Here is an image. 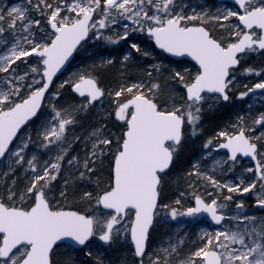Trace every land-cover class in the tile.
Instances as JSON below:
<instances>
[{"label":"snow or ice","instance_id":"6c2138e0","mask_svg":"<svg viewBox=\"0 0 264 264\" xmlns=\"http://www.w3.org/2000/svg\"><path fill=\"white\" fill-rule=\"evenodd\" d=\"M257 91L264 0L0 3V264H264Z\"/></svg>","mask_w":264,"mask_h":264},{"label":"rangeland","instance_id":"374dc122","mask_svg":"<svg viewBox=\"0 0 264 264\" xmlns=\"http://www.w3.org/2000/svg\"><path fill=\"white\" fill-rule=\"evenodd\" d=\"M14 2H19V0H0V3H4V4H11V3H14ZM216 4H220V3H216ZM119 47H125L126 48L127 45H124V44H122L121 46L104 45V46L101 47V51H103V53L106 55L108 51H112L114 48H115V51H119ZM82 57H83V54H82ZM186 66H187V64H186ZM236 100H237V98H236ZM249 104L252 105V109H253L254 112H258L260 110H264V95H262L260 92H258L257 94L251 95L248 98H246L245 102H244V105L246 106L247 111H248V105ZM197 147H198V142H197ZM222 154L223 153H221V155ZM245 163H247V161H245ZM250 194L254 198V194H252V193H250ZM243 195H244V193H236L235 194L237 199H244L246 204H247V199H245L243 197ZM248 208H249V214H256L258 216H264V214L259 213L252 206L248 205ZM179 223L183 224L182 231L191 234L193 236V238H195V236L199 233L201 227L205 226L201 221L194 220V219H191V218H181L179 222H173V223H171L169 225H166V226L161 225L160 226L161 234L157 235L156 239H160L161 238V235L163 234V230L165 228L167 229L168 232H171V231L175 230L179 226ZM123 251H126V249H114L112 252L109 253V255L112 256L114 259H118L119 258V254L121 252H123Z\"/></svg>","mask_w":264,"mask_h":264},{"label":"trees","instance_id":"16d2710c","mask_svg":"<svg viewBox=\"0 0 264 264\" xmlns=\"http://www.w3.org/2000/svg\"><path fill=\"white\" fill-rule=\"evenodd\" d=\"M244 102L245 100H240L238 97H234L232 101V104L234 105V107H232L231 109L229 108L221 109L217 112L211 113L206 117V119L212 123H220L222 121L233 119L234 114L237 111L244 112V113L247 111V108L244 105ZM253 201H254V198L251 197V200H247V204L249 206H252Z\"/></svg>","mask_w":264,"mask_h":264},{"label":"water","instance_id":"95a60500","mask_svg":"<svg viewBox=\"0 0 264 264\" xmlns=\"http://www.w3.org/2000/svg\"><path fill=\"white\" fill-rule=\"evenodd\" d=\"M219 1H231V0H219ZM181 59H186V60L190 61L191 58H181ZM257 92H258V91H257ZM249 95H251V94H249ZM248 194H249V193H244L245 196H248ZM255 207L259 209L258 206L255 205ZM259 210H260V209H259Z\"/></svg>","mask_w":264,"mask_h":264},{"label":"flooded vegetation","instance_id":"af4514ba","mask_svg":"<svg viewBox=\"0 0 264 264\" xmlns=\"http://www.w3.org/2000/svg\"><path fill=\"white\" fill-rule=\"evenodd\" d=\"M210 2H214V3H231L230 1H222V2H219L217 0H210ZM250 196V195H249ZM249 196L247 197L249 199Z\"/></svg>","mask_w":264,"mask_h":264}]
</instances>
